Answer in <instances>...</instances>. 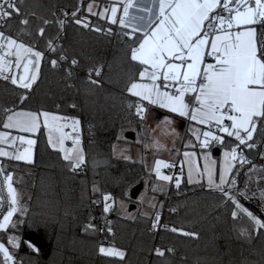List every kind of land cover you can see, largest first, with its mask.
<instances>
[{
	"label": "snow or ice",
	"instance_id": "6c2138e0",
	"mask_svg": "<svg viewBox=\"0 0 264 264\" xmlns=\"http://www.w3.org/2000/svg\"><path fill=\"white\" fill-rule=\"evenodd\" d=\"M24 5L25 0H0V81L21 90L20 107L3 110L0 157L33 164L34 148L46 133L47 145L62 156L70 171L87 166L81 120L49 110H31L26 105L32 100L34 86L42 79V62L54 71L64 68L68 77L80 65L76 58L69 60L66 49L59 44L60 33L78 26L95 34L114 36L129 50L130 60L143 66L139 72L141 82H133L127 89L131 96L138 98L135 103H128L127 108L134 109L133 115L141 124L149 114L144 103L147 102L207 129L191 128L197 143L189 140L184 145L185 148L199 147L203 165L198 162L196 151H184L180 175L174 176L162 169L171 170L175 164L155 160L149 172L150 178L152 173L155 176L150 187L154 195L147 201L153 212L141 211L139 206L136 211L151 219L154 231L162 227L171 233L198 238L194 232L162 224L165 202L157 200L155 194L166 197L168 186L174 185L180 190L182 183L207 187L219 193L221 207L229 210L237 239L251 243L259 238L264 242V218L241 202L258 197L264 205V163L255 162L256 158L264 161V0H107L104 4L97 0H78L73 8L59 9V15L52 11L54 19L37 16L35 12L26 14L22 11ZM30 17L40 21L41 26L35 32L38 38L46 37L48 27H57V34L46 40V50H39L35 39L25 42V37H33ZM14 19L21 25L15 35L8 31ZM103 67L100 64L88 68L86 83L99 86ZM71 107L75 109L77 105ZM163 120L175 124L171 116ZM122 138L121 132L118 139ZM69 140L71 147L65 143ZM136 142H140L139 134ZM217 146L223 149L219 170L217 160L211 155ZM121 155L124 160L135 163L130 156ZM101 163L96 159L91 161L93 169ZM242 170L246 179L241 182L238 178ZM0 176L7 191L5 199L0 189V211H4L0 232L5 234L10 246L0 242V264H38L31 257L17 258L22 244L37 255L42 248L31 239L22 240L20 235L9 234L10 230L18 232L26 223L28 209L13 186L12 172L6 171L3 163H0ZM92 192L100 194V199L92 203H102L105 222L98 227L93 223L95 217H91L84 225L86 234L105 230L113 233L107 214L117 207L127 212L125 218L136 219L123 199L118 201L111 192H102L95 185ZM144 203L142 197L139 205ZM169 211L174 213L177 209L171 207ZM98 251L105 257H118L120 262L126 257V252L114 245H101ZM154 251L159 257L165 256L160 248ZM167 252L173 253V249L168 248Z\"/></svg>",
	"mask_w": 264,
	"mask_h": 264
},
{
	"label": "trees",
	"instance_id": "16d2710c",
	"mask_svg": "<svg viewBox=\"0 0 264 264\" xmlns=\"http://www.w3.org/2000/svg\"><path fill=\"white\" fill-rule=\"evenodd\" d=\"M97 2L107 3V0ZM77 3L78 0H25L22 11L54 19L52 11L59 15V9L68 10ZM30 20L33 37H25V42L31 43L35 39L39 50H46V40L57 34V27H48L46 37L38 38L35 32L41 26L40 21L31 17ZM20 27L19 20L14 19L8 31L15 35ZM60 37L59 44L66 49L69 60L76 58L80 65L74 75L68 77L64 68L54 71L42 62V79L34 86L32 100L26 107L79 118L87 166L76 172L70 171L62 156L47 145L46 133L38 140L33 164L1 161L6 171L12 172L13 184L28 209V215L24 217L26 223L18 232L10 230L9 234L20 235L22 240L31 239L42 248L37 255L22 244L17 250V258L31 257L38 264H264V242L259 238L251 243L237 239L229 210L221 207L219 193L207 187L182 183L180 190L174 185L168 186L166 197L155 194L157 200L165 202L162 224L194 232L198 238L171 233L162 227L155 231L151 229V219L141 216L136 209L139 206L141 211L153 212L147 201L154 195L150 191L154 173L150 178L151 167L146 162L132 163L117 158L114 152V146L132 143L126 138L130 132L137 137L139 134L140 140H144L142 133L146 123L141 124L133 115L134 109L127 108L128 103L137 101L127 89L131 83L140 80L139 72L143 67L130 60L129 50L114 36L72 26L60 33ZM100 64L104 67L99 86L86 83L87 69ZM20 95L21 90L0 81V130H3V110L18 109ZM72 104L77 107L73 109ZM121 132L123 138L118 139ZM93 159L101 161V166L93 169ZM256 159L261 163L259 158ZM243 171L238 178L241 182L246 179ZM93 185L102 192H111L118 201L123 199L136 219L125 218L127 212H121L117 207L107 214V219L112 221L113 233L105 230L86 234L84 225L91 217H95L93 223L98 227L105 222L102 203H92V200L100 199L99 193L93 194ZM137 186H143V189L134 200L131 192ZM142 197L145 203L139 205ZM241 202L264 218V205L258 197ZM171 207L177 211L170 212ZM0 242L10 247L4 233L0 234ZM101 245H114L125 251V260L120 262L118 257L101 255L98 251ZM156 248L164 250L165 256H157ZM168 248H172L173 253L167 252Z\"/></svg>",
	"mask_w": 264,
	"mask_h": 264
},
{
	"label": "crops",
	"instance_id": "0c3cea01",
	"mask_svg": "<svg viewBox=\"0 0 264 264\" xmlns=\"http://www.w3.org/2000/svg\"><path fill=\"white\" fill-rule=\"evenodd\" d=\"M99 3V2H98ZM104 4V3H101ZM212 62V61H208ZM138 63V62H137ZM143 67V66H142ZM143 70V69H142ZM138 82H141L140 80ZM146 82V81H145ZM161 85L163 86L162 81L160 82ZM137 100L138 98L135 97ZM187 99V97H186ZM146 107L149 108V120L145 122L149 127L154 124L155 121H160L163 120L166 116H171L174 121H175V127L178 128L179 133H180V138L175 140L174 143L169 144V151L165 153H155L150 149H145L143 141L140 140L139 143H137V136L134 134V139H129L132 143L128 144L127 146L129 149H131V154L133 155V160L134 161H143L146 162L151 169L154 167L155 160L158 158H162V160L168 162V163H173L175 161H182L183 160V152L184 151H196L197 152V159L200 165H203V158H202V153L199 147L195 148H185L184 145L191 140L193 144H196L197 142L195 141V137L191 135L190 129L193 127H199L201 131L207 130L205 126L203 125H197L195 122L189 121L187 118H179L176 116V114H171L168 113L166 109H161L157 106H151L147 105V102H144ZM66 132H71L70 129H65ZM132 133V132H130ZM13 134H17L15 131H13ZM66 146L71 147V141H66ZM4 147L7 150H11L8 148L7 145H4ZM36 148V147H35ZM35 148H34V157H35ZM222 151L223 149L221 147H215L212 150V158L217 160V169L219 170V165L222 163ZM178 153V154H177ZM3 159V157H0V163ZM22 162V161H21ZM184 170H185V178H186V171H187V165L186 163L183 165ZM166 174H169V169H165ZM243 171V170H242Z\"/></svg>",
	"mask_w": 264,
	"mask_h": 264
},
{
	"label": "clouds",
	"instance_id": "9594fccd",
	"mask_svg": "<svg viewBox=\"0 0 264 264\" xmlns=\"http://www.w3.org/2000/svg\"><path fill=\"white\" fill-rule=\"evenodd\" d=\"M149 120V114L145 116V122ZM142 135L145 149H150L155 153H165L169 151V144L179 139V130L174 122L169 123L164 120L155 121L152 126L145 124ZM126 152L127 149L125 148Z\"/></svg>",
	"mask_w": 264,
	"mask_h": 264
},
{
	"label": "built area",
	"instance_id": "2783aa9c",
	"mask_svg": "<svg viewBox=\"0 0 264 264\" xmlns=\"http://www.w3.org/2000/svg\"><path fill=\"white\" fill-rule=\"evenodd\" d=\"M2 82H4V81H2ZM250 158H252V157H250ZM255 162L258 163V164H260V162H258L257 159H255ZM261 163H264V161H261ZM172 164H175L176 167L173 168V169H171V170L169 169V173L172 174V175H174V176L175 175H180V167H181L180 161L179 160L178 161H175ZM0 189H3V196L6 199V197H7V191H6V188H4V186H3V178H2V176H0ZM6 207H7V205L5 204V211H6ZM3 214H4V211H0V218H2ZM108 219L111 220V218H108Z\"/></svg>",
	"mask_w": 264,
	"mask_h": 264
},
{
	"label": "rangeland",
	"instance_id": "374dc122",
	"mask_svg": "<svg viewBox=\"0 0 264 264\" xmlns=\"http://www.w3.org/2000/svg\"><path fill=\"white\" fill-rule=\"evenodd\" d=\"M127 149V151L125 152L124 151V149ZM121 153H123L124 155H128V156H130L131 158H132V160L134 159L133 158V155L131 154V149H129V147L127 146V144H119L118 146H116V150H115V156L117 157V158H120V159H123V156L121 155ZM35 158V157H34ZM158 159H162V158H158ZM162 171L166 174V171H165V169H162ZM170 174V173H169ZM13 186H14V184H13ZM15 187V186H14ZM248 202L250 201V200H247ZM14 218V217H13ZM2 232H0V234H1ZM104 246V245H103ZM107 247V246H106Z\"/></svg>",
	"mask_w": 264,
	"mask_h": 264
},
{
	"label": "water",
	"instance_id": "95a60500",
	"mask_svg": "<svg viewBox=\"0 0 264 264\" xmlns=\"http://www.w3.org/2000/svg\"><path fill=\"white\" fill-rule=\"evenodd\" d=\"M126 138L127 139H134V134L128 133V134H126ZM142 189H143V186H137L136 188H134L131 192V198L134 200L137 199V197L139 196ZM132 193H133V195H132Z\"/></svg>",
	"mask_w": 264,
	"mask_h": 264
}]
</instances>
